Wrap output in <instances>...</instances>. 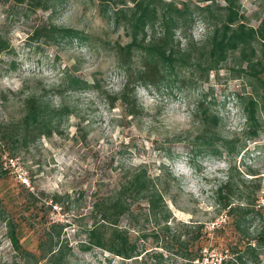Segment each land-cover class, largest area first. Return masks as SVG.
<instances>
[{
    "label": "rangeland",
    "instance_id": "1",
    "mask_svg": "<svg viewBox=\"0 0 264 264\" xmlns=\"http://www.w3.org/2000/svg\"><path fill=\"white\" fill-rule=\"evenodd\" d=\"M183 1L214 2L217 11L226 3ZM236 1L248 24L258 27L264 20V0ZM49 24L74 34L55 40L30 38L37 26ZM208 34L200 18L187 29L196 43ZM0 36L8 44L0 52V121L20 119L30 95L70 111L56 120L52 135L29 149L15 153L6 149L1 154L0 264H123L120 257L85 243L94 200L109 194L130 165L145 166L152 175L163 169L176 175L170 225L182 231L185 223L203 224L205 261L264 264V247L246 249L247 238L235 229L227 210H218L215 197L232 174L246 178L252 185L246 195L256 199L259 209L247 226L250 237L264 230V114L259 113L258 127L248 120L245 107L252 85L234 72L238 53L211 71L207 80L180 85L166 78L158 88L139 85L144 110L130 116L107 93L120 92L126 82L114 47L129 43L131 37L100 0H64L48 11L0 0ZM199 102L218 115L220 137L237 139L235 153L196 140L203 129L196 116ZM255 127L258 133L249 136ZM121 224L149 251L162 250L146 216L124 218ZM143 234L147 236L142 238ZM50 244L63 249L58 263L50 260ZM165 257V264H188L169 251Z\"/></svg>",
    "mask_w": 264,
    "mask_h": 264
},
{
    "label": "trees",
    "instance_id": "2",
    "mask_svg": "<svg viewBox=\"0 0 264 264\" xmlns=\"http://www.w3.org/2000/svg\"><path fill=\"white\" fill-rule=\"evenodd\" d=\"M63 1L3 0L31 11H48ZM225 1V5L217 11L214 2L100 0L103 9L110 11L114 22L124 27L131 37L129 43H117L114 47L126 82L120 92L107 93L112 103L120 102L130 116L140 115L144 108L137 95L139 85L158 88L166 78L180 85L192 80H207L211 71L220 69L231 55L238 53L234 72L237 78L245 77L252 85L245 108L249 122L258 127L259 113L264 114V20L258 27L249 25L237 1ZM198 18L207 24L209 34L204 41L196 43L187 35V29ZM178 31L186 43L179 38ZM73 34L71 29L49 24L37 26L30 38L55 40ZM7 49V42L0 36V52ZM196 110L200 112L196 116L203 127L196 140H203L208 146L219 145L229 154L235 153L237 139L229 141L220 137L217 131L218 115L205 110L201 102ZM69 114L66 106L52 105L37 95L27 96L24 115L20 119L7 123L0 121V157L6 149L20 152L29 149L43 136L52 135L58 128L56 120ZM208 129L212 130L210 135ZM257 133L256 127L248 131L251 137ZM234 168L232 166V170ZM176 180V175L170 170L163 169L161 173L152 175L145 166H128L119 175L114 189L94 200L93 223L86 230L87 247L95 246L108 251L120 257L123 264L130 261L131 264H165V253L168 251L188 264H213L205 261L202 252L207 237L202 223H185L186 230L182 231L173 230L170 225L173 214L169 200H173L171 192ZM251 186L246 178L232 174L215 192L218 210H227L235 229L247 238V250L264 247V230L252 238L247 227L254 211H259L256 209V199H249L246 195ZM256 189L259 190L260 185ZM236 197L238 201H234ZM142 215L154 224L153 235L157 243L162 244L157 245L162 250L149 251L137 237L132 236L129 228L121 224L124 218L134 221ZM137 232L140 234L142 230L138 229ZM145 236L143 234L142 238ZM166 241H172L173 246ZM56 246L50 244L48 253L52 261L63 253L62 247Z\"/></svg>",
    "mask_w": 264,
    "mask_h": 264
}]
</instances>
